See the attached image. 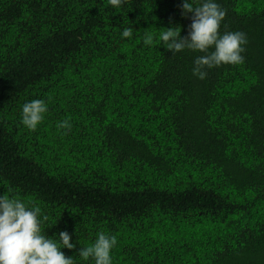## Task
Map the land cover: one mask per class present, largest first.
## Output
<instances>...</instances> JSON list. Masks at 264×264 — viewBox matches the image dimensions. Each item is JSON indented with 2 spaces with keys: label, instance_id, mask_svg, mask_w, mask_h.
Masks as SVG:
<instances>
[{
  "label": "trees",
  "instance_id": "1",
  "mask_svg": "<svg viewBox=\"0 0 264 264\" xmlns=\"http://www.w3.org/2000/svg\"><path fill=\"white\" fill-rule=\"evenodd\" d=\"M213 2L244 62L200 79L206 53L159 39L188 36L184 0H0V197L40 207L55 242L68 232L75 264H95L78 251L101 231L111 264H264V0Z\"/></svg>",
  "mask_w": 264,
  "mask_h": 264
},
{
  "label": "clouds",
  "instance_id": "2",
  "mask_svg": "<svg viewBox=\"0 0 264 264\" xmlns=\"http://www.w3.org/2000/svg\"><path fill=\"white\" fill-rule=\"evenodd\" d=\"M109 3L118 8L122 0H109ZM182 9L184 15L194 14L188 36L182 38L180 27H174L161 32L159 39L164 48L173 54L184 49L206 53L196 59L194 75L204 79L207 76V72L203 70L205 68L244 62L241 53L245 51L242 45L247 43L245 34L232 32L220 35V24L225 18L226 10L221 9L213 0H206L202 6L196 7L184 0ZM122 35L131 37V29H125ZM144 43L152 45L153 34L146 33ZM212 46L215 50L209 53L208 49ZM47 112L48 106L44 100L28 102L22 108V123L29 130L35 131ZM57 127L71 130L68 120L58 123ZM29 204L32 202L25 203L18 197L10 198L8 194L0 197V264H75L73 258L66 257L61 251V248H76V245L70 242L69 233L61 231L58 234L62 247L61 243L46 237L42 233L40 207H29ZM43 219L47 220L48 217L44 216ZM97 235L95 243L80 248L78 255L84 260L93 258L95 264H111L110 253L117 244V238L103 231Z\"/></svg>",
  "mask_w": 264,
  "mask_h": 264
}]
</instances>
